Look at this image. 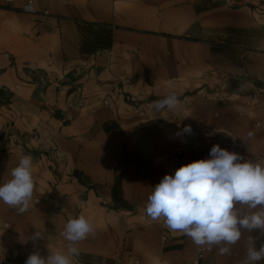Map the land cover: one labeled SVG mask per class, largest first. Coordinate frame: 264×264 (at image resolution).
Masks as SVG:
<instances>
[{"label":"crops","instance_id":"0c3cea01","mask_svg":"<svg viewBox=\"0 0 264 264\" xmlns=\"http://www.w3.org/2000/svg\"><path fill=\"white\" fill-rule=\"evenodd\" d=\"M24 1L0 0V184L31 155L34 192L22 214L0 201V264L66 251L80 215L74 264H194L148 196L215 144L264 166V0ZM172 92L181 108L156 111ZM250 236L197 264H243Z\"/></svg>","mask_w":264,"mask_h":264},{"label":"clouds","instance_id":"9594fccd","mask_svg":"<svg viewBox=\"0 0 264 264\" xmlns=\"http://www.w3.org/2000/svg\"><path fill=\"white\" fill-rule=\"evenodd\" d=\"M34 10L29 0L25 11ZM181 105L174 92L153 102L156 111L179 110ZM192 131L191 125H186L176 135H191ZM209 156L164 175L148 196L145 212L153 221L163 218L169 230L182 232L195 245L208 250L217 246L220 255H230V246L241 239L243 231H264V166L262 162L244 161L240 154L219 144L211 147ZM32 159L31 155L23 156L12 169V178L0 184V201L21 214L29 208L34 192ZM93 232V224L84 215L72 218L61 233L69 242L66 251L50 253L46 258L35 251L25 264H74L79 255L75 245ZM31 239L35 242L45 236L37 230ZM262 259L264 244L257 249L255 238L250 236L243 264H257Z\"/></svg>","mask_w":264,"mask_h":264},{"label":"built area","instance_id":"2783aa9c","mask_svg":"<svg viewBox=\"0 0 264 264\" xmlns=\"http://www.w3.org/2000/svg\"><path fill=\"white\" fill-rule=\"evenodd\" d=\"M7 1H10V0H7ZM27 3H29V0L24 1L21 4V6H20L19 9L22 12H25V13L35 14L36 13V10H34V11H25V5ZM31 3H32V1H31ZM203 254H204V248H203V246H198L197 251H196V259L194 260V264H197V261L200 260L203 257ZM136 264H138V263H136Z\"/></svg>","mask_w":264,"mask_h":264}]
</instances>
